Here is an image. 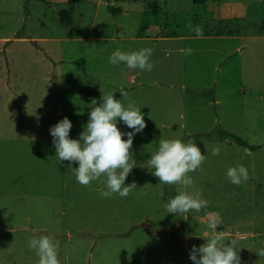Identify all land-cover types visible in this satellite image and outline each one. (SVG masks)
Listing matches in <instances>:
<instances>
[{
    "label": "rangeland",
    "instance_id": "1",
    "mask_svg": "<svg viewBox=\"0 0 264 264\" xmlns=\"http://www.w3.org/2000/svg\"><path fill=\"white\" fill-rule=\"evenodd\" d=\"M65 1L0 0V264H38L34 235L55 238L60 264H193L192 246L217 231L237 241L242 264H264V0H85L70 27L58 19ZM195 25L238 39H192ZM117 48H151L153 69L110 65ZM121 90L146 126L130 150L125 184L136 188L105 198L106 177L78 183L49 128L67 116L77 138L91 101L114 93L127 105ZM219 130L259 148L221 141ZM175 138L207 152L188 189L159 183L147 163L160 139ZM238 164L249 172L240 186L226 175ZM184 190L208 206L167 213V199Z\"/></svg>",
    "mask_w": 264,
    "mask_h": 264
},
{
    "label": "clouds",
    "instance_id": "2",
    "mask_svg": "<svg viewBox=\"0 0 264 264\" xmlns=\"http://www.w3.org/2000/svg\"><path fill=\"white\" fill-rule=\"evenodd\" d=\"M192 31L197 38L203 36V29L199 25L192 26ZM183 51L190 55L192 49ZM151 56V48L127 52L117 48L108 57V63L112 66L123 64L128 69L151 71L154 67ZM120 96L128 101L127 105L117 99L114 93L102 95L99 103L93 99L88 120L77 138L70 137L73 125L67 116L49 128L56 158L60 163L68 162L67 166L78 183L90 186L91 182L106 177V188L99 190L100 195L105 198H110L113 194L125 198L136 188L135 181L129 184H125V181L136 166V159L130 151L133 139L146 126L141 108L131 101L128 93L121 90ZM118 123H122L129 131H121ZM211 154L219 155L220 148L213 147ZM206 158L207 152L202 154L193 140L160 139L157 150L151 154L147 163L151 174L158 178L159 183L188 189L194 186L193 177L189 173L201 168ZM74 164L77 166L73 167ZM226 175L230 183L236 186L249 179L248 169L243 164L229 167ZM208 204L209 201L202 198L199 191L192 193L184 190L167 199L166 211L180 216L199 212ZM221 224L222 220L217 215L209 226L216 230ZM228 241L229 243H225L217 231V234L207 238L200 246L193 245L189 259L193 264H242L241 247L236 240ZM28 246L35 250L39 258L38 264H60L59 244L54 237L34 235ZM256 253L260 257L264 256V248L258 249Z\"/></svg>",
    "mask_w": 264,
    "mask_h": 264
},
{
    "label": "trees",
    "instance_id": "3",
    "mask_svg": "<svg viewBox=\"0 0 264 264\" xmlns=\"http://www.w3.org/2000/svg\"><path fill=\"white\" fill-rule=\"evenodd\" d=\"M85 0H66V8L62 9L58 13V19L59 23L64 27H70L73 24L72 15L76 9L77 6H79L81 3H83ZM192 4L196 7H199L200 5L203 6L207 0H191ZM109 9L111 10L110 6ZM112 13H116V11H112ZM73 64L77 66L84 65V62H78L74 61ZM218 138L221 141H225L227 139L233 141L237 146L248 148L251 151H254L259 148V146H249L247 142L243 141L239 137H237L234 133L227 132V131H218Z\"/></svg>",
    "mask_w": 264,
    "mask_h": 264
},
{
    "label": "crops",
    "instance_id": "4",
    "mask_svg": "<svg viewBox=\"0 0 264 264\" xmlns=\"http://www.w3.org/2000/svg\"><path fill=\"white\" fill-rule=\"evenodd\" d=\"M192 37L197 38L196 35L191 36V38ZM200 38H202V39H212V38H219L220 39L221 38V39H229V40H232V39L237 40L238 39V37H235V35L233 36V35H227V34H224V35H214V36H211V35H203Z\"/></svg>",
    "mask_w": 264,
    "mask_h": 264
}]
</instances>
